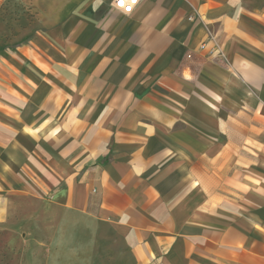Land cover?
I'll use <instances>...</instances> for the list:
<instances>
[{
	"label": "crops",
	"instance_id": "obj_1",
	"mask_svg": "<svg viewBox=\"0 0 264 264\" xmlns=\"http://www.w3.org/2000/svg\"><path fill=\"white\" fill-rule=\"evenodd\" d=\"M114 1L0 9V227L43 264H264V0Z\"/></svg>",
	"mask_w": 264,
	"mask_h": 264
},
{
	"label": "rangeland",
	"instance_id": "obj_2",
	"mask_svg": "<svg viewBox=\"0 0 264 264\" xmlns=\"http://www.w3.org/2000/svg\"><path fill=\"white\" fill-rule=\"evenodd\" d=\"M9 4L10 0H0V9H7ZM41 227V224L36 225L35 230L38 234L42 232ZM21 228L20 224H6L0 227V264H43L42 239H38L40 243L36 242L35 257L33 258L32 250L28 251L25 236L23 237L21 233H18L20 230L26 231V228Z\"/></svg>",
	"mask_w": 264,
	"mask_h": 264
},
{
	"label": "built area",
	"instance_id": "obj_3",
	"mask_svg": "<svg viewBox=\"0 0 264 264\" xmlns=\"http://www.w3.org/2000/svg\"><path fill=\"white\" fill-rule=\"evenodd\" d=\"M141 2L142 0H115L114 8L124 15H131Z\"/></svg>",
	"mask_w": 264,
	"mask_h": 264
}]
</instances>
